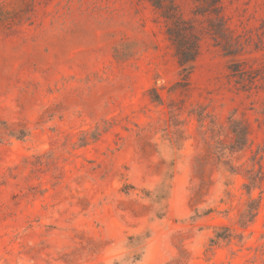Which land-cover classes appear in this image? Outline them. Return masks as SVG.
<instances>
[{"label": "rangeland", "instance_id": "374dc122", "mask_svg": "<svg viewBox=\"0 0 264 264\" xmlns=\"http://www.w3.org/2000/svg\"><path fill=\"white\" fill-rule=\"evenodd\" d=\"M0 264H264V0H0Z\"/></svg>", "mask_w": 264, "mask_h": 264}, {"label": "trees", "instance_id": "16d2710c", "mask_svg": "<svg viewBox=\"0 0 264 264\" xmlns=\"http://www.w3.org/2000/svg\"><path fill=\"white\" fill-rule=\"evenodd\" d=\"M181 25H174L168 29L170 40L175 46L176 56L183 72L193 68L199 55L200 37ZM247 141V131L242 133V141L238 142L239 149H243ZM256 210V209H254Z\"/></svg>", "mask_w": 264, "mask_h": 264}]
</instances>
